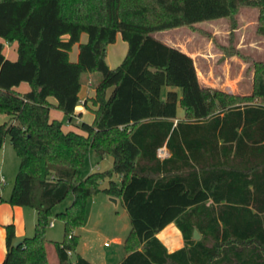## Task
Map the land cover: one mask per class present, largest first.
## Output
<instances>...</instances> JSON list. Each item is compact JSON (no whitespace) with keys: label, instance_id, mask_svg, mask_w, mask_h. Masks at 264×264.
<instances>
[{"label":"trees","instance_id":"obj_1","mask_svg":"<svg viewBox=\"0 0 264 264\" xmlns=\"http://www.w3.org/2000/svg\"><path fill=\"white\" fill-rule=\"evenodd\" d=\"M244 7L260 10L264 36V0H0V115L12 117L0 125V150L10 137L20 159L9 204L37 213L34 235L19 246L15 225L5 227L2 264H49L50 243L58 264H93L78 254L77 232L100 193L130 218L118 264H264V64L255 96L243 100L204 88L194 59L155 37L233 19ZM119 34L128 52L112 69L108 47ZM6 43H17V60L6 57ZM95 73L101 80L85 104L93 122L65 131L51 109L71 123L83 78ZM23 83L27 93L18 91ZM164 87L172 88L165 98ZM91 151L111 156L113 170L83 177ZM52 218L64 224L61 242L48 240ZM171 224L185 242L173 253L158 238Z\"/></svg>","mask_w":264,"mask_h":264},{"label":"rangeland","instance_id":"obj_2","mask_svg":"<svg viewBox=\"0 0 264 264\" xmlns=\"http://www.w3.org/2000/svg\"><path fill=\"white\" fill-rule=\"evenodd\" d=\"M261 25V12L258 8H241L233 19L200 23L192 27H184L155 34V37L169 46L176 47L190 55L197 68L201 85L206 89L221 91L227 95L243 100L253 98L257 90V78L261 75L260 65L264 64V36L259 33ZM88 36L82 35L81 43H86ZM79 52V44H76L71 52V57H76ZM128 44L123 41L121 35L116 42L108 47L107 63L112 69L120 66L126 58ZM5 53L12 61L17 60V43L5 44ZM95 84L101 80V74H86L83 78L84 87L87 80ZM30 90L29 84L23 83L18 87L21 93ZM172 88L164 87L162 96ZM175 90V89H173ZM255 100H257L255 98ZM185 111L179 108L180 119L184 118ZM88 111L85 121L93 117ZM51 119L62 122L65 131H80L79 125L83 122L74 120L69 122V117L62 111L52 108ZM12 117L7 114L0 115V125L9 123ZM20 159L11 145L10 137L6 138L4 147L0 150V237L6 226L10 223L16 227V240L20 242L26 237H32L35 231L37 213L29 207H12L9 204L14 182L19 172ZM97 172H109L113 170L111 156L98 157L91 151L83 177ZM105 179L102 188L108 187ZM73 196L70 195L63 203L53 209V214L61 213L71 204ZM10 219V220H8ZM9 222H8V221ZM54 223V227H51ZM131 222L125 208L120 204L111 202L104 193L97 194L87 201L86 218L82 229L78 230L80 237L78 253L87 248L99 252L101 255L122 250L114 241H124L130 234ZM64 224L52 218L50 220L47 237L50 242H61L64 239ZM110 247V248H107ZM48 254L53 264L57 262L55 247L48 245Z\"/></svg>","mask_w":264,"mask_h":264},{"label":"crops","instance_id":"obj_3","mask_svg":"<svg viewBox=\"0 0 264 264\" xmlns=\"http://www.w3.org/2000/svg\"><path fill=\"white\" fill-rule=\"evenodd\" d=\"M78 55H79V52H78L76 57L72 58L71 55H70L71 61L77 62L78 61ZM6 57L8 58V55H6ZM110 68H112V67H110ZM94 86H95V84H93L90 81V79L87 80V86L86 87H84V85H83L81 93H80V105L77 107V116L74 117L73 121L74 120H77L78 122L85 121V114L88 111H90V110H88L86 108L85 104H86L87 99L92 98L95 95L96 87H94ZM51 101L53 103H56V101L54 99H51ZM90 113H92V112L90 111ZM92 115H93V117H91V119L86 121L87 123H92L93 122L94 114L92 113ZM95 172H97V171L93 170V173H95ZM114 180L119 182V178L118 177H114ZM107 182L109 183V180H107ZM103 189H105V188H103ZM109 198H111V197H109ZM118 203H119V201H118ZM8 220H10V219H8ZM4 233L5 232L3 231L1 233V237H0V264H2L3 260L5 259L6 254H7L6 234H4ZM158 238L165 245V247L168 249V251L170 253L176 252V251L182 249L185 246L183 235H182L181 231L178 229V227L175 224L169 225L164 231H162L158 235ZM125 240L124 241L115 240L114 242L121 248L122 245L124 247ZM107 248H110V247H107ZM124 251H125V249H124ZM78 254H80L82 257H84L85 259L89 260L93 264H118L126 256V253L125 252L123 253V251L119 250V249L115 250V251H113L111 253H105L104 256L101 255L99 252L94 251V250H92L90 248L89 249L87 248L85 251L83 250V251H81ZM74 259H75V256H73V260ZM49 264H53L51 262V260H50ZM55 264H58V258H57V262Z\"/></svg>","mask_w":264,"mask_h":264},{"label":"built area","instance_id":"obj_4","mask_svg":"<svg viewBox=\"0 0 264 264\" xmlns=\"http://www.w3.org/2000/svg\"><path fill=\"white\" fill-rule=\"evenodd\" d=\"M158 157L161 160H165V159L169 158L170 157V153H169L168 149L166 147L161 148L158 151ZM53 226H54V223H51V227H53Z\"/></svg>","mask_w":264,"mask_h":264},{"label":"water","instance_id":"obj_5","mask_svg":"<svg viewBox=\"0 0 264 264\" xmlns=\"http://www.w3.org/2000/svg\"><path fill=\"white\" fill-rule=\"evenodd\" d=\"M111 202L118 204V201L114 198H111ZM201 239V235L198 231H195V240L199 241ZM22 242L15 243V246H19Z\"/></svg>","mask_w":264,"mask_h":264}]
</instances>
